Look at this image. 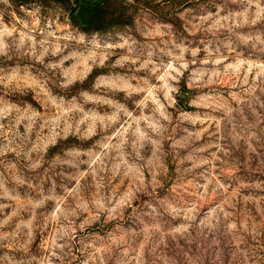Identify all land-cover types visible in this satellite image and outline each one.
Segmentation results:
<instances>
[{"label":"rangeland","instance_id":"1","mask_svg":"<svg viewBox=\"0 0 264 264\" xmlns=\"http://www.w3.org/2000/svg\"><path fill=\"white\" fill-rule=\"evenodd\" d=\"M0 0V264H264V0Z\"/></svg>","mask_w":264,"mask_h":264},{"label":"trees","instance_id":"2","mask_svg":"<svg viewBox=\"0 0 264 264\" xmlns=\"http://www.w3.org/2000/svg\"><path fill=\"white\" fill-rule=\"evenodd\" d=\"M19 5L53 2L69 7L71 21L85 31H103L128 24L129 7L119 0H15Z\"/></svg>","mask_w":264,"mask_h":264}]
</instances>
